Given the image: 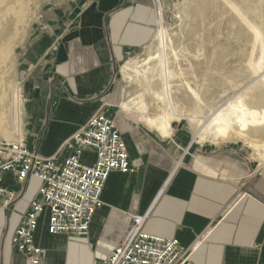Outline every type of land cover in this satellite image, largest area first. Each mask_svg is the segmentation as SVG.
Returning a JSON list of instances; mask_svg holds the SVG:
<instances>
[{
    "label": "crops",
    "instance_id": "1",
    "mask_svg": "<svg viewBox=\"0 0 264 264\" xmlns=\"http://www.w3.org/2000/svg\"><path fill=\"white\" fill-rule=\"evenodd\" d=\"M178 0H71L36 20L22 59V92L28 125L25 140L43 156L69 152L62 145L94 115L112 118L125 141L133 172L113 173L103 207L89 234L51 235L40 219L35 244L42 264H94L105 259L134 215L150 213L144 230L176 239L195 264H264V166L242 141L197 143L175 124L163 136L121 108V68L155 38ZM82 162L93 165L95 153ZM42 183L2 187L19 197L0 203V264H29L12 238Z\"/></svg>",
    "mask_w": 264,
    "mask_h": 264
},
{
    "label": "built area",
    "instance_id": "2",
    "mask_svg": "<svg viewBox=\"0 0 264 264\" xmlns=\"http://www.w3.org/2000/svg\"><path fill=\"white\" fill-rule=\"evenodd\" d=\"M199 143L198 139H195ZM68 156L46 157L31 149L25 139L0 141V203L11 204L19 197L16 190L2 187L13 174L19 184L30 179L42 183L29 213L12 238L13 247L25 255L29 264H42L45 251L35 244V232L45 216L51 235L86 236L104 203L102 195L113 173L133 172L125 141L115 121L105 113L92 116L62 145ZM86 151L95 153L93 165L82 162ZM150 217L132 216L127 231L115 248L94 264H195L176 239L151 235L144 230Z\"/></svg>",
    "mask_w": 264,
    "mask_h": 264
},
{
    "label": "bare ground",
    "instance_id": "3",
    "mask_svg": "<svg viewBox=\"0 0 264 264\" xmlns=\"http://www.w3.org/2000/svg\"><path fill=\"white\" fill-rule=\"evenodd\" d=\"M25 5V0H0V120L6 116L7 111H18L22 107L23 99L20 85L11 81L8 69L12 61L11 50L15 43V33L26 17L25 7L27 5ZM230 9L239 17L248 34L251 35L252 55L256 50H259L260 58L258 57V60L251 58L248 63L252 75L258 77L260 73L264 72V21L256 22L252 12L249 9L241 8L239 5L230 4ZM201 15L203 16L204 12H201ZM156 40L160 44V48L158 47L155 53L149 54V59L146 60L147 63L156 62L153 69L150 67L141 71L139 63L136 61H130L123 65L127 75L130 76L131 74L128 72H133L143 87L142 94L121 104V108L127 115L139 114V118L150 129L156 130L166 137L173 133L172 122L174 120L188 118L198 127V136L201 141L208 139H213V141L228 140L237 136L251 143L256 150L255 152H258L259 156L264 159V74H260V78L258 77L241 93H237L232 100L221 107L219 106V108L217 107V110H212V108L210 115L206 116V98L202 91L212 86H222L219 82H209L208 79L212 70L220 72L222 69V65L219 63L215 64L212 69V63L224 59L220 52L224 51L225 44L222 42L216 44L210 59L205 56L203 59L200 58L196 65L190 64L192 69L197 66L205 78V83L201 85L202 89L198 90L200 87L194 88L190 81L184 78V72L180 65H178L180 68L178 73L172 69L167 54V49L171 46L165 28L159 31ZM202 41L203 45L200 48L204 50L206 41L212 40L208 35L207 39L202 37ZM174 68L176 69V67ZM176 83L180 84L176 86ZM147 97H150L151 103L148 102ZM181 101L190 102L194 108L188 112L182 107ZM151 110L157 111V114L151 115Z\"/></svg>",
    "mask_w": 264,
    "mask_h": 264
},
{
    "label": "rangeland",
    "instance_id": "4",
    "mask_svg": "<svg viewBox=\"0 0 264 264\" xmlns=\"http://www.w3.org/2000/svg\"><path fill=\"white\" fill-rule=\"evenodd\" d=\"M69 1L71 0H25V4L27 5V7H25L26 17L23 24L15 33V43L11 50L12 61L8 69L11 81L15 84L19 83L20 85L23 99L22 107L18 111H7L5 114L6 116L0 120V141L5 140L15 142L25 139L27 131L31 128L28 125L26 104L21 85L22 59L26 48L31 41L33 30L36 27L35 23L37 18L48 8L57 5H64ZM230 4L239 5L243 9H249L256 22L260 23L264 21V0H178L173 10L165 16L163 24L157 32L158 34L159 31L164 30V28L166 29L167 36L169 37L168 42L171 46L167 49V54L170 59L172 69L174 71L176 70L175 72L178 73V69H180L178 65H180L181 70L184 72V78L189 80L194 88L196 86L200 87L198 90L202 89L201 85L205 83V78L203 77L202 72L197 69V66L192 69L190 64L192 63L193 65H196L200 58L203 59L205 56H208L210 59L213 54V47L221 42L225 44L224 51L220 52L222 53L224 59L212 63V69L215 64L218 63L222 65V69L220 72L212 70L208 79L209 82L217 81L222 84V86H212L210 88H205L202 91L204 97L206 98V116L210 115L212 108V110H217L219 106L221 107L232 100L237 93L244 91L258 77L260 78L261 75L264 74V72H262L260 73L261 75L259 74L258 77H255L249 69L248 63L250 62V59L252 58L253 60H258L260 58L259 50H256L252 55L253 45L251 35L248 34L239 17L231 11ZM201 12H204L203 16L201 15ZM208 35H210L212 41H206L205 49L202 50L200 48V46L203 45L202 37H206L207 39ZM156 36L146 48L127 59L123 65L130 61H136L139 63L141 71L147 70L150 67L153 69L156 62L151 61L147 63V61L149 59V54L155 53L158 47L160 48V44L157 42ZM171 53L173 55L175 53V55L173 56ZM123 65L120 76L124 90L123 102H127L136 98L139 94H142L143 87L137 81V77L133 74V72H128L131 75H127ZM174 67H176V69ZM179 84L180 83H176L175 85L178 86ZM226 94L228 97H226ZM147 100L151 103L150 97H147ZM181 105L188 112L194 108L193 104L186 101H181ZM150 113L151 115H155L157 114V111L151 110ZM129 116L146 124L139 118V114L134 113L133 116ZM176 120L172 122V127H174L175 124L184 125L189 131H192L195 138L199 140V143L216 142L213 141V139L201 141L198 136V127L188 118H181L178 119V121ZM238 138L239 137L235 136L231 139L220 141H242L253 149V154L258 160L261 158V156H259L260 154L255 152L256 150L251 143ZM29 146L31 147L32 144L29 143ZM37 149L38 147H36V150ZM263 160L264 159L261 158L259 162L264 166Z\"/></svg>",
    "mask_w": 264,
    "mask_h": 264
}]
</instances>
